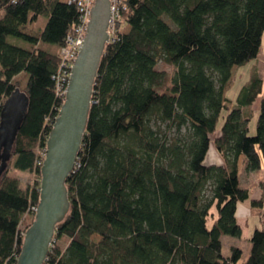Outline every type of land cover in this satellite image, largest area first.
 <instances>
[{
  "label": "trees",
  "instance_id": "obj_1",
  "mask_svg": "<svg viewBox=\"0 0 264 264\" xmlns=\"http://www.w3.org/2000/svg\"><path fill=\"white\" fill-rule=\"evenodd\" d=\"M79 15L76 0H0V109L16 88L29 98L8 169L36 176L25 190L8 170L0 181V264H16L34 220L43 161L37 149L44 153L64 102L54 77ZM39 18L46 24L38 37L24 32ZM116 29L66 180L70 209L44 264H264L263 230L253 231L245 261L235 246L224 257L221 242L241 238L238 203L263 204L249 199L238 178L241 157L246 173L259 170L264 157L262 80L252 72L234 104L224 91L232 70L260 52L264 0H125ZM158 63L172 67L169 84ZM211 146L223 165L204 164Z\"/></svg>",
  "mask_w": 264,
  "mask_h": 264
},
{
  "label": "water",
  "instance_id": "obj_2",
  "mask_svg": "<svg viewBox=\"0 0 264 264\" xmlns=\"http://www.w3.org/2000/svg\"><path fill=\"white\" fill-rule=\"evenodd\" d=\"M110 1L95 0L86 35L71 69L65 98L46 140L40 167L39 200L26 230L16 264H44L55 229L70 209L66 180L73 172L86 130L93 86L109 42ZM29 98L16 88L0 109V181L7 172L18 132L27 116Z\"/></svg>",
  "mask_w": 264,
  "mask_h": 264
},
{
  "label": "rangeland",
  "instance_id": "obj_3",
  "mask_svg": "<svg viewBox=\"0 0 264 264\" xmlns=\"http://www.w3.org/2000/svg\"><path fill=\"white\" fill-rule=\"evenodd\" d=\"M45 24H46V19L39 18V20L36 23L26 25L24 27V32H26V33H28V34H30L32 36L38 37L40 35V32L43 30ZM127 29H128V26H126V25L123 26V28H122L123 31H126ZM262 36H263V39H262V43H261V49H260V52H259V58H260V62L264 63V32H263ZM8 42L10 44L19 46V47L24 48V49H27L29 47V45L27 43H25V42H23L21 40L15 39V38H8ZM254 60H256V59H254ZM254 60H252V61H250V62L246 63L245 65L240 66L238 68L239 71L237 73L236 79L234 81H231V85L229 83L228 87L225 90V96L229 100H232L233 102L236 100L238 91L240 90V88L245 84V82L249 78L250 69L252 67L251 65L256 63ZM157 69L158 70H164L166 72V74H167L166 84H169L171 76L173 74L172 67L166 66L163 63H158ZM262 96L263 95H260V97H262ZM257 106H259V99L256 100V102L254 103V107H257ZM224 117H225V111H223L221 113V116H220V119H219V122H218V126H217L218 129L223 124ZM257 117H258V112L256 114L255 119L251 121L250 132H249L250 136H253L255 134V128L254 127H255V123H256ZM161 127H162V130H165V128H166L165 125H162ZM169 137L170 138H173V137L175 138V137H178V135L175 134L173 131H170ZM37 154H38L39 157H43V150H42L41 147H39L37 149ZM8 174L10 176L18 179V181L20 183V187L23 190H25L29 186H32L35 183V181H36V176H35L34 173L19 172V171H15V170L9 168L8 169ZM251 179H253V177ZM212 214H214V217H209L207 219V227L209 229L213 226L214 221L217 218V213H216L215 209H212ZM27 220H30V216H28L27 219L24 220V222H22L20 224V226H19L20 233H23V231L25 229V226H26ZM92 239L94 241H96V242L99 241V238H97V237H93ZM237 240H239V239L231 238L229 236H222L221 237L222 255L224 257L230 255V252H231L230 248L232 246H235V247H238L240 249H243V251L245 250L244 248H246V247L250 248V242L249 241H243V240L242 241H237ZM66 243L67 242L65 240L60 243L62 248L65 247ZM249 253H250V250H249ZM247 257H248V255H246L243 252L241 261H244Z\"/></svg>",
  "mask_w": 264,
  "mask_h": 264
},
{
  "label": "crops",
  "instance_id": "obj_4",
  "mask_svg": "<svg viewBox=\"0 0 264 264\" xmlns=\"http://www.w3.org/2000/svg\"><path fill=\"white\" fill-rule=\"evenodd\" d=\"M262 39H263V36H262ZM254 61L256 63L251 65L252 67L250 69L249 78L252 72H256L258 74V76L262 80V95H264V77H263L264 76V63L260 62L259 54L256 60ZM238 68L239 67L234 68L232 70V78L229 82L230 85H231V81H234L236 79L237 73L239 71ZM249 78L245 82V84L240 88V90L237 93V96L239 92L241 91V89L247 84V82L249 81ZM229 83L227 84L226 88L228 87ZM224 95H225V91H224ZM225 98L229 100L226 96ZM258 99L260 101V98ZM229 101H231L233 104L235 103V101L234 102L232 100H229ZM254 103L252 104V107H251L252 120L255 119L256 114L259 111V106L254 107ZM250 125H251V122L249 124V132H250ZM204 164L206 166L223 165V161L221 157L219 156V154L216 152L214 146L210 147V150L205 158ZM252 177L253 179H251ZM238 178H239L240 188L248 191L250 200L263 201V204L261 206H256V207H251L249 205V201L238 203L236 206L235 216H236L237 224L240 226L241 231H242L241 238H239V240L237 241H242V240L249 241L254 230L259 229V230L264 231V157L262 156L261 158L260 169L252 173L245 172V160L243 157H241L238 162ZM244 249H245L244 251L243 249H241L242 254L244 252L246 255L249 256L248 253H249L250 248L246 247Z\"/></svg>",
  "mask_w": 264,
  "mask_h": 264
},
{
  "label": "built area",
  "instance_id": "obj_5",
  "mask_svg": "<svg viewBox=\"0 0 264 264\" xmlns=\"http://www.w3.org/2000/svg\"><path fill=\"white\" fill-rule=\"evenodd\" d=\"M110 1V20L107 28L109 42H114V38L118 30L116 29L117 23L121 20V11L125 0H109ZM95 0H76V5L79 9L80 15L78 22L73 26L71 35H68L64 46L60 50V66L59 71L54 81L56 83V93L58 96L65 98L66 88L71 75L72 65L76 59L80 45L86 35L87 23L90 18V10L93 7ZM45 150L43 153L44 158ZM42 161L38 162L41 166ZM35 213L36 208H32ZM24 237V236H23Z\"/></svg>",
  "mask_w": 264,
  "mask_h": 264
}]
</instances>
